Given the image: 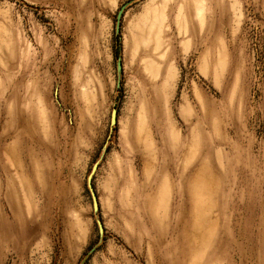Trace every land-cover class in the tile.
<instances>
[{"label":"rangeland","instance_id":"obj_1","mask_svg":"<svg viewBox=\"0 0 264 264\" xmlns=\"http://www.w3.org/2000/svg\"><path fill=\"white\" fill-rule=\"evenodd\" d=\"M0 264H264V0H0Z\"/></svg>","mask_w":264,"mask_h":264},{"label":"water","instance_id":"obj_2","mask_svg":"<svg viewBox=\"0 0 264 264\" xmlns=\"http://www.w3.org/2000/svg\"><path fill=\"white\" fill-rule=\"evenodd\" d=\"M128 4L129 3L124 4L118 11L117 22H116V32L117 33L120 32V30H121V20H122V17L124 15L125 8ZM117 67H118V71L120 73L122 70V59L120 57L118 58ZM116 123H117V108L114 107L112 110V115H111V124L113 126ZM99 163H100V161H96L94 163V165L92 166V169L88 175V178H87V186H88V189H89L91 196H92L93 207H94L95 211H97L99 209V202H98V196H97V192H96L93 180H94V175H95V173L99 167ZM97 222H98L99 232L101 235H103V233H104L103 222L101 221V219H98Z\"/></svg>","mask_w":264,"mask_h":264},{"label":"crops","instance_id":"obj_3","mask_svg":"<svg viewBox=\"0 0 264 264\" xmlns=\"http://www.w3.org/2000/svg\"><path fill=\"white\" fill-rule=\"evenodd\" d=\"M208 180H209V167L207 164H205L202 167V179L198 186V199L195 200L196 205L195 207H198L199 211L201 212V217L204 221L208 220V207L209 203L207 202V192H208Z\"/></svg>","mask_w":264,"mask_h":264}]
</instances>
